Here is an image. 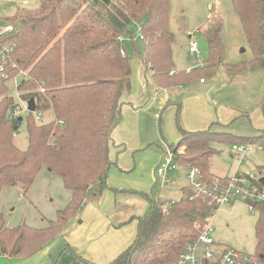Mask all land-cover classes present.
Listing matches in <instances>:
<instances>
[{"label": "trees", "instance_id": "1", "mask_svg": "<svg viewBox=\"0 0 264 264\" xmlns=\"http://www.w3.org/2000/svg\"><path fill=\"white\" fill-rule=\"evenodd\" d=\"M38 2L35 9L22 7L4 18L14 31L4 39L11 47L9 76L0 79V191L20 186L27 195L45 167L62 179L71 197L45 227L27 223L11 227L0 218V256L9 258L30 256L45 248L61 235L90 196L97 197L111 188L108 176L114 161L110 146L122 120V97L132 86L131 57L124 44L126 37H135L132 24L136 23L145 46L143 53L136 52L159 87L205 80L219 65L229 73L264 68V0H232L252 50L250 60L225 63L223 19L216 15L200 32L207 41V60L191 70L179 71L172 57L175 36L169 24V0ZM20 74L25 77L17 89L28 111L29 145L24 150L14 141L23 119L10 113L17 107L8 84ZM30 102L35 103V111L30 110ZM35 112L49 116L38 122ZM178 128L179 140L168 143L175 163L198 168L206 183L229 178L218 177L211 170V160L219 152L216 144L264 147V129L253 135L212 127L192 131L183 126L180 116ZM258 170L264 175V165ZM246 177L264 190L259 178ZM181 191L182 196L167 205L153 192H139L150 206L137 218L134 242L109 264H178L181 254L198 237L194 222L203 226L214 209L190 185ZM246 202L259 213L257 247L252 255L264 261V202ZM71 251L74 264H92Z\"/></svg>", "mask_w": 264, "mask_h": 264}, {"label": "rangeland", "instance_id": "2", "mask_svg": "<svg viewBox=\"0 0 264 264\" xmlns=\"http://www.w3.org/2000/svg\"><path fill=\"white\" fill-rule=\"evenodd\" d=\"M169 3V24L175 36L172 57L176 70H191L207 60L208 45L200 32L216 15L223 19L221 37L226 47L225 63H237L252 58L251 47L232 0H169ZM38 6V0H0V22H6L4 18L14 15L22 7L35 9ZM130 30L135 37H126L124 44L131 57L133 71L131 106L141 107L140 116L136 120L141 136L148 142L145 149L131 155L129 178L142 181V184L148 187L145 189L150 190L147 193L153 192L152 194L157 195L167 205L180 198L184 185H190V170L184 165L177 164L168 170L167 182L157 174L164 158L165 147L168 146L164 142L165 138L168 143L177 142L180 138L178 116L186 129L197 131L198 129H193V123L200 116L198 107L204 108L201 116H213L208 124L222 122L230 115H241L239 112H233L231 108L243 109L247 111L249 118L242 117L233 123L231 120L228 127L230 130L227 131L237 135H250L247 133L253 132L255 126L264 123V69L245 71V74H240L228 82L225 75L227 71L219 65L215 73L206 77V84L197 80L187 87H169L171 93H168V97L171 100L164 101L165 96L160 97L163 89L160 90L156 86L152 72L146 69L147 66L137 53L144 51V42L136 23L131 25ZM192 40L199 44V55L190 53ZM24 77L25 74H20L8 83L9 94L14 97L16 107L19 108L18 112L11 109L10 113H16L17 117L23 119L15 132L14 141L23 150L29 145L26 124L28 111L27 102L21 98L17 84ZM195 85L198 86L195 88ZM206 102H209L211 107H206ZM177 104L182 105L180 115ZM38 115V112H35L36 118ZM41 116L40 119L37 118L38 122L46 121L49 115ZM216 146L219 152L211 160V170L215 175L234 177L238 171L243 176L259 177L258 166L264 164V147H251L245 153H236L231 142L218 143ZM45 170L44 167L40 171L27 195H23L20 186L2 188L0 218H3L7 225L12 227L28 223L32 226H42L45 224L43 220L55 219L57 210L64 208L66 196L62 180L57 175L50 177ZM172 182L174 185H171ZM258 217L259 213L250 208L244 197L220 205L215 210L214 218L209 219L216 229V247L228 246L254 254L257 247ZM199 224V221L194 222V229L197 230ZM62 244L64 243L61 239L57 238L51 242L48 250L43 249L30 256H0V264H74L75 255L68 246Z\"/></svg>", "mask_w": 264, "mask_h": 264}, {"label": "crops", "instance_id": "3", "mask_svg": "<svg viewBox=\"0 0 264 264\" xmlns=\"http://www.w3.org/2000/svg\"><path fill=\"white\" fill-rule=\"evenodd\" d=\"M220 66L223 67V65ZM147 68L148 67H146V69ZM260 69H264V68H260ZM255 70L248 72H253ZM240 74H245V73H229L228 71L225 73L228 82L233 81ZM207 81H208L207 79L205 80L203 79L200 80V83L206 84ZM187 86L189 85L179 86V87H187ZM197 86L198 85H195V88ZM157 87L160 90L163 89V92L160 93V97L165 96L164 101H166V99L167 101H170L171 99L168 97L170 88H162L159 86ZM132 88H133V71H132L131 89L125 92L122 97V105H121L122 120L113 132V141L111 142V146H110V155L114 161V164L111 166L109 170V176H108V183L111 186V188L106 189L101 195L97 197L90 196L86 200L84 206L79 211V213L70 220L69 224L63 230L61 235L57 237L58 239L59 238L61 239L62 243H64L62 245H66V246L68 245L71 248L70 250H73L74 253L78 254L83 259L87 260L92 264H109L122 251L128 248L134 242L137 236V231H138L137 218L144 215L150 206L149 201L146 198H144L141 195V193H139L145 191L150 192V190L145 189L148 187H145L142 184V181L129 178V174L131 173L130 172L131 155L133 156V154L136 153L137 151L145 149L147 147L146 144L148 142L147 139H144V136H141V132L139 130L136 120L138 116H140L141 107L131 106L133 104L131 103ZM179 106H181V110H182V105L177 104V108H179ZM209 106H210L209 102H206V107ZM231 109H233V112L235 113L236 112L240 113V111L247 112L243 109H237V108H231ZM203 111H204L203 107H198V112L200 116H198V118L194 120L193 129L195 130L196 129L201 130L204 128L207 129L208 127H212L213 130L227 131L230 130L228 129V127L231 125V123L241 120L242 117H245L246 119L247 117L249 118V116H243V115L240 116L230 115L226 120H223L222 122L217 121L216 123L208 124L213 118V116H201L203 115L202 113ZM231 120L232 122L230 123ZM263 129H264V123L255 126L254 131L247 134L250 135L257 134ZM164 142L165 144L166 143L168 144L166 138ZM231 157H234V155H231ZM45 171H46L45 173H47L50 177L56 176V174L49 171L48 169H46ZM236 173L237 175L243 176L238 171H236ZM159 176H162L164 178L163 181L165 182H167L169 179L168 175L166 177V174ZM216 176L223 177L221 175H216ZM262 176L264 175H262L259 172V177H254V178L260 179ZM225 177H229V175L228 176L225 175ZM61 182L65 189L64 194L66 197L63 206L65 207L70 200L71 193L65 188L63 181ZM141 185L144 187V189H141L142 188ZM171 185H174V183L172 182ZM183 187H185V185ZM114 188H116V190ZM49 219L43 220L45 223L44 225L34 226V227H45L46 225H48ZM49 245L45 247L46 249L45 248L43 249L48 250ZM5 257L9 258L7 256Z\"/></svg>", "mask_w": 264, "mask_h": 264}, {"label": "built area", "instance_id": "4", "mask_svg": "<svg viewBox=\"0 0 264 264\" xmlns=\"http://www.w3.org/2000/svg\"><path fill=\"white\" fill-rule=\"evenodd\" d=\"M13 31L14 26L12 24L0 22V79H5L9 76L7 64L10 62L11 47L4 43V39ZM190 52L197 55L200 54L199 44L196 40H192ZM18 111L19 108L17 107L15 112ZM38 114L37 118H41L42 114ZM249 148L251 146L237 144L233 146L234 151L239 153H245ZM176 165L171 149L166 146L164 158L157 170L158 174L165 175L168 170ZM189 170L190 186L198 195L207 199L214 209L208 214L205 224L203 226L198 225L199 233L197 239L189 244L186 251L181 254L178 264H264L262 258H256L252 254L244 253L228 246L216 247L214 239L215 228L212 222L209 221V219L214 218L215 210L220 205L236 201L241 197H244L245 200L264 202V190L254 186L246 176L236 175L229 177L226 181L215 179L211 183H206L201 179L198 168L191 167ZM250 208L255 210L252 205H250Z\"/></svg>", "mask_w": 264, "mask_h": 264}, {"label": "water", "instance_id": "5", "mask_svg": "<svg viewBox=\"0 0 264 264\" xmlns=\"http://www.w3.org/2000/svg\"><path fill=\"white\" fill-rule=\"evenodd\" d=\"M30 110H31V111H35V103H34V102H30ZM260 181H261V183L264 185V176H262V177L260 178Z\"/></svg>", "mask_w": 264, "mask_h": 264}]
</instances>
